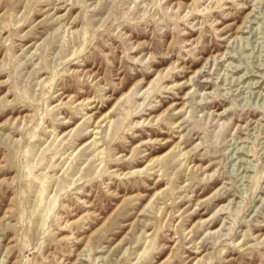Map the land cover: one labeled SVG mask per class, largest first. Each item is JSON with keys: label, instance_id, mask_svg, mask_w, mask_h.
Listing matches in <instances>:
<instances>
[{"label": "rangeland", "instance_id": "374dc122", "mask_svg": "<svg viewBox=\"0 0 264 264\" xmlns=\"http://www.w3.org/2000/svg\"><path fill=\"white\" fill-rule=\"evenodd\" d=\"M0 264H264V0H0Z\"/></svg>", "mask_w": 264, "mask_h": 264}, {"label": "bare ground", "instance_id": "6f19581e", "mask_svg": "<svg viewBox=\"0 0 264 264\" xmlns=\"http://www.w3.org/2000/svg\"><path fill=\"white\" fill-rule=\"evenodd\" d=\"M161 72L159 71V74H160ZM184 99V98H183ZM177 103H180V106H179V110H181L182 108H183V106H184V104H182V102H177ZM134 117H136V116H134ZM155 118H158V115L157 116H155ZM158 139V138H157ZM156 140V139H155ZM45 191V188H44V186L42 185V189H41V191H40V193L42 194L43 192ZM42 201V198H40V202ZM49 214H51L50 213V210H46L44 213H42V215H41V222H40V229H42V227H45V231L44 232H48L49 231V227L51 226V224H49V223H46L47 222V219L50 217V215ZM53 215H54V213H53ZM65 222V221H64ZM68 223V222H67ZM87 239H89V237H87ZM44 241L45 240H43V241H41L40 243H39V248L41 249V248H43L44 247Z\"/></svg>", "mask_w": 264, "mask_h": 264}]
</instances>
